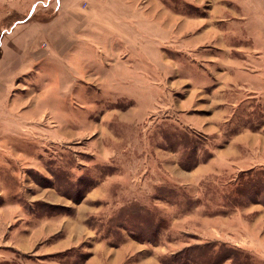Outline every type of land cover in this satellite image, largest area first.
<instances>
[{"label": "rangeland", "instance_id": "374dc122", "mask_svg": "<svg viewBox=\"0 0 264 264\" xmlns=\"http://www.w3.org/2000/svg\"><path fill=\"white\" fill-rule=\"evenodd\" d=\"M0 49V264H264V0H0Z\"/></svg>", "mask_w": 264, "mask_h": 264}, {"label": "crops", "instance_id": "0c3cea01", "mask_svg": "<svg viewBox=\"0 0 264 264\" xmlns=\"http://www.w3.org/2000/svg\"><path fill=\"white\" fill-rule=\"evenodd\" d=\"M95 5V2L94 1H91V5ZM117 4H118V2H117ZM117 4L115 5V6H117ZM107 6L108 4H106V3H104V6ZM112 8V6L111 5H109V7H108V9H111ZM113 12V11H112ZM117 16V15H116ZM113 30V29H112ZM30 49H32L33 50V47H31ZM31 53V51L29 50L27 53H25L26 54V56H28L29 54ZM31 55H32V53H31ZM33 56V55H32ZM7 80H9L10 79V77H9V79H8V77L6 78ZM8 91H9V82L8 81H6V80H4L3 78H0V111L2 110V111H4V109H3V107L5 106L4 104H5V100H6V97H7V95H8ZM3 102V103H2ZM7 111H8V113L10 112V109H7Z\"/></svg>", "mask_w": 264, "mask_h": 264}, {"label": "trees", "instance_id": "16d2710c", "mask_svg": "<svg viewBox=\"0 0 264 264\" xmlns=\"http://www.w3.org/2000/svg\"><path fill=\"white\" fill-rule=\"evenodd\" d=\"M2 59V52H1V49H0V60ZM217 255H218V253H217ZM211 256V255H210ZM189 257V256H188ZM188 257H187V260L186 261H189V259H188ZM201 263V262H200Z\"/></svg>", "mask_w": 264, "mask_h": 264}]
</instances>
